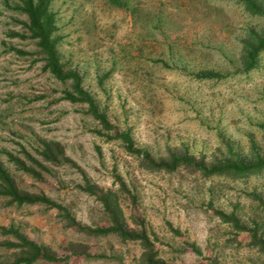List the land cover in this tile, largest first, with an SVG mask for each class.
Here are the masks:
<instances>
[{"label": "rangeland", "instance_id": "obj_1", "mask_svg": "<svg viewBox=\"0 0 264 264\" xmlns=\"http://www.w3.org/2000/svg\"><path fill=\"white\" fill-rule=\"evenodd\" d=\"M115 1L49 6L63 69L106 114V132L86 105L62 99L70 83L44 70L20 0H0V166L19 194L44 197L70 216L0 197V264L20 257L13 232L68 258L35 264H140L139 243L79 231L108 225L99 197L109 192L128 229L145 230L165 264H264L241 230L264 240V172H149L115 138L129 133L155 160L172 152L207 165L232 155L264 160V50L249 72L240 61L247 36L264 31V16L240 0Z\"/></svg>", "mask_w": 264, "mask_h": 264}, {"label": "trees", "instance_id": "obj_2", "mask_svg": "<svg viewBox=\"0 0 264 264\" xmlns=\"http://www.w3.org/2000/svg\"><path fill=\"white\" fill-rule=\"evenodd\" d=\"M113 3L116 2L112 0ZM244 2L247 10L252 14L264 16V0L257 4V0H240ZM51 0H20L18 11L26 15L28 23L27 32L31 40L36 41L37 47L42 53L45 61L44 70L47 71L56 80L69 82L71 89L65 91L63 100L71 103H81L86 105L87 114L90 115L100 126L102 131L111 132L112 125L105 113L100 112L96 101L86 92L81 79L75 72L66 73L60 62L57 50V40L54 37L56 32L54 17L50 12ZM264 50V31L251 32L246 41H244L243 51L240 58L241 66L244 72H249L255 68L258 55ZM198 78L210 79L214 77L211 74L201 72ZM101 134L100 132H96ZM115 138L124 146L125 151L140 160V166L143 170L149 172H164L172 174L179 169H187L193 173L201 174L205 178L209 177H247L249 175H258L264 172V160L253 154L248 158H242L238 155L231 157L215 158L211 165H207L202 160H196L195 157L186 152H172L162 160H155L149 154L136 148L129 133H116ZM58 153V152H57ZM44 155L48 156L50 161H54L51 145H44ZM122 188L125 186L121 183ZM94 188L86 183V190L95 194ZM0 197L9 198L16 205L24 204H44L64 213L67 219H70L66 210L56 205L44 197H30L19 194L11 179L0 166ZM107 217L108 225L106 227L79 228V231L90 237L116 236L123 242H137L144 251L140 259V264H165L157 258L156 251L152 246L145 230H130L123 219L122 210L114 194H108L99 197ZM70 221H73L72 219ZM73 223V222H72ZM242 231H249L252 236V243L260 253L264 255V240L257 238L256 232L251 229L241 228ZM18 244L13 247L20 249V257L13 264H35L39 261L56 262L65 261L68 258H59L50 254L46 249L28 241L25 237L13 232ZM196 251L194 247H192Z\"/></svg>", "mask_w": 264, "mask_h": 264}]
</instances>
